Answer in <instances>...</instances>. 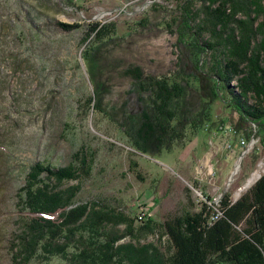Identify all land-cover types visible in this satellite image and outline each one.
<instances>
[{"label": "rangeland", "instance_id": "rangeland-1", "mask_svg": "<svg viewBox=\"0 0 264 264\" xmlns=\"http://www.w3.org/2000/svg\"><path fill=\"white\" fill-rule=\"evenodd\" d=\"M181 3L0 0V264H13L17 256L16 235L22 227L16 193L35 161L62 166L74 152L85 153L91 174L81 179L75 201L97 197L131 217L145 211L156 222L196 210L202 198L229 193L235 200L264 172V146L257 135L250 144L251 137L241 130L246 144L235 152L225 147L226 141L233 148L236 142L220 124L234 127L236 116L219 99L211 103L209 123L159 153L136 150L128 134L131 119L122 126L124 105L131 111L139 108L131 80L122 71L139 66L150 75L180 72L179 58L188 59L185 51L180 53L175 33ZM57 21L77 26L59 32L53 25ZM92 22L109 25L114 38L87 62L82 37ZM94 76L106 87L102 109L113 105V116L85 105L95 92ZM194 88L190 101L198 97L199 88ZM76 183L66 181L61 187ZM164 240L148 236L145 242L164 249Z\"/></svg>", "mask_w": 264, "mask_h": 264}, {"label": "trees", "instance_id": "trees-1", "mask_svg": "<svg viewBox=\"0 0 264 264\" xmlns=\"http://www.w3.org/2000/svg\"><path fill=\"white\" fill-rule=\"evenodd\" d=\"M181 7L175 33L180 53L188 55L179 58L181 71L150 75L139 66L122 71L139 105L133 111L124 105L122 112V126L131 119L133 147L159 153L179 145L188 131L211 121L215 99L227 103L236 116L233 128L246 131L247 138L256 125L254 135L264 146V0H182ZM53 25L59 32L77 26ZM108 26H85L82 56L87 62L114 38ZM93 85L85 105L113 116V105L102 109L106 87L95 76ZM194 86L199 88L196 102L190 101ZM90 174L91 160L79 151L66 165L35 161L29 166L16 193L22 228L13 264H264V172L235 200L224 193L215 218L212 205L202 200L196 210L162 222L145 211L131 217L97 197L75 201L81 179ZM72 180L77 183L61 187ZM148 236L165 237L164 249L145 242Z\"/></svg>", "mask_w": 264, "mask_h": 264}, {"label": "built area", "instance_id": "built-area-1", "mask_svg": "<svg viewBox=\"0 0 264 264\" xmlns=\"http://www.w3.org/2000/svg\"><path fill=\"white\" fill-rule=\"evenodd\" d=\"M252 126L255 127L254 124ZM220 128H221V131H226V134L229 135L230 137H233V138L237 139L239 145L244 146L246 144L245 139L241 135V133L239 131H237L236 129H234L233 127H231L229 125H225V127H223L222 125H220ZM250 141H251L250 144L254 143V141H255L254 133L251 135V140ZM225 147L226 148H230L231 147L230 141H226ZM248 148L249 147H248V143H247V149ZM202 200L205 201L206 203H209L210 205H212V207H213V209L215 211V213L212 216V218L217 217L218 215H216V214H219V211H218V208H217V203L219 202L218 201L219 199L217 198V199L212 200V199L202 198Z\"/></svg>", "mask_w": 264, "mask_h": 264}, {"label": "crops", "instance_id": "crops-1", "mask_svg": "<svg viewBox=\"0 0 264 264\" xmlns=\"http://www.w3.org/2000/svg\"><path fill=\"white\" fill-rule=\"evenodd\" d=\"M217 133H218V132H217ZM217 133H216V134H217ZM216 134H215V135H216ZM218 135L220 136L221 134H218ZM225 135H226V134H225ZM224 137H225V136H224ZM226 137H227V135H226ZM234 139H235V138H234ZM235 142H236V145H234V148H233V144H232V146H231V147H232L231 151H234V152H235L236 149H239V143H238V140L235 139ZM235 142H234V143H235Z\"/></svg>", "mask_w": 264, "mask_h": 264}, {"label": "bare ground", "instance_id": "bare-ground-1", "mask_svg": "<svg viewBox=\"0 0 264 264\" xmlns=\"http://www.w3.org/2000/svg\"><path fill=\"white\" fill-rule=\"evenodd\" d=\"M238 168H239V165L237 164V166H236V168L234 170V173L238 171ZM252 178H254V177H252ZM252 178L249 180V182H251L253 180Z\"/></svg>", "mask_w": 264, "mask_h": 264}]
</instances>
